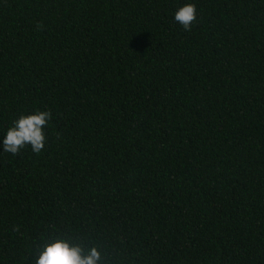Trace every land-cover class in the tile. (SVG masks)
I'll return each mask as SVG.
<instances>
[{"label":"trees","instance_id":"16d2710c","mask_svg":"<svg viewBox=\"0 0 264 264\" xmlns=\"http://www.w3.org/2000/svg\"><path fill=\"white\" fill-rule=\"evenodd\" d=\"M36 109L43 149L0 150V264L41 236L264 264V0H0V135Z\"/></svg>","mask_w":264,"mask_h":264},{"label":"clouds","instance_id":"9594fccd","mask_svg":"<svg viewBox=\"0 0 264 264\" xmlns=\"http://www.w3.org/2000/svg\"><path fill=\"white\" fill-rule=\"evenodd\" d=\"M174 22L184 31L191 29L196 19V5L193 2L178 4L172 14ZM51 119L48 110H33L29 114L19 113L0 135V150L12 155L26 146L38 154L45 144V127ZM29 264H102L96 247L85 250L79 243H72L60 236H41L39 244L29 250Z\"/></svg>","mask_w":264,"mask_h":264}]
</instances>
